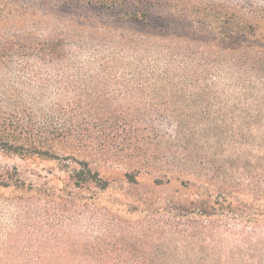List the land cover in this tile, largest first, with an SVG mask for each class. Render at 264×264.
Wrapping results in <instances>:
<instances>
[{"label":"trees","instance_id":"trees-1","mask_svg":"<svg viewBox=\"0 0 264 264\" xmlns=\"http://www.w3.org/2000/svg\"><path fill=\"white\" fill-rule=\"evenodd\" d=\"M68 1L74 3L70 8L98 9L101 17L116 16L117 22L73 24L37 14L20 0H0V154L56 159L78 149L77 137L89 139L80 134L88 124L80 116L94 105L103 112L92 122L100 130L109 122L111 138L136 132L163 117L157 112L169 110L150 102L151 88L164 82L178 87L182 97L204 98L222 129L230 124L240 133L236 137L248 136L253 159L263 166L237 172L225 164L222 173L209 170L195 185L188 183L194 189L190 197L175 201L169 228L174 243L104 245L80 230L70 233L77 228L69 224L57 229V258L32 257L45 249L32 250L9 236L0 239V264H264V6L154 0L169 8V16L161 17L150 13L149 0ZM174 17L215 30L214 42L201 47L195 38L161 32ZM49 95L57 96V104L44 111L40 105ZM222 135L223 145L231 140L236 146ZM78 167L69 176L75 188L106 190L98 171L86 162ZM220 173L219 181H203ZM13 179L9 170L0 174V188L19 189V179ZM236 186L253 196L249 205L235 200Z\"/></svg>","mask_w":264,"mask_h":264},{"label":"rangeland","instance_id":"rangeland-1","mask_svg":"<svg viewBox=\"0 0 264 264\" xmlns=\"http://www.w3.org/2000/svg\"><path fill=\"white\" fill-rule=\"evenodd\" d=\"M232 1L264 6V0ZM20 2L36 13L47 14V18H57L58 15L68 23L93 25L99 24L101 18L109 20L110 25L117 22L116 16L103 14L104 17H101L98 9L87 12L70 8L74 3L68 0ZM147 3L151 4L152 15L169 16L170 11L165 4L154 0ZM142 4L132 3L137 7ZM125 28L134 31L130 27ZM160 29L157 25L156 30ZM161 32L195 38L201 47L207 42H214L215 38V30L209 32L204 26L195 25L189 18L181 20L174 17L172 24ZM178 89L164 82L151 88L154 97L150 102L158 106L167 105L169 110L165 113L157 112L163 116L158 118L159 121L156 119L152 124H146L145 128L139 125L136 132L119 133L116 138H111L113 131H107L109 122L102 130L92 122L103 112L96 110L94 105L86 110L87 114L80 116L83 123L88 122L80 134L89 139L85 141L77 137L81 141L78 149L60 152L56 159H20L0 154V174L7 170L14 173L13 182L19 179L20 187L0 188V239L10 236L22 240L17 243L31 247L32 250L44 248L46 251L38 250L39 254L32 253L31 256L45 258H57V229L69 224L71 228H77L70 233L80 230L89 239H101L99 241L104 245L161 247L169 242L174 243L169 228L173 224L175 201L179 197H190L194 189L187 187L195 185L209 170L218 169L222 173L225 164L237 172L242 169L256 171L263 166L261 162L254 161V147L248 136L236 137L240 133L230 124L222 129L209 116L204 98L190 94L182 97L176 92ZM172 94L177 97L171 98ZM51 103L57 104V96L49 95L42 100L40 108L48 110ZM55 115L57 117V107ZM70 117L67 116L66 121L69 122ZM223 133L237 141L235 147H232L231 140L229 147L222 144L221 138H225L224 144L226 142ZM55 150L57 152V148ZM84 162L98 171L107 184L106 190L92 186L78 190L69 181L74 168ZM221 173L213 176L210 174L203 181H219ZM233 191L238 192L233 194L236 201L248 205L251 203L253 196L242 186H236ZM79 212L82 218L78 217Z\"/></svg>","mask_w":264,"mask_h":264}]
</instances>
